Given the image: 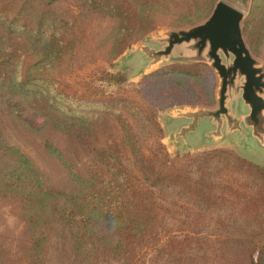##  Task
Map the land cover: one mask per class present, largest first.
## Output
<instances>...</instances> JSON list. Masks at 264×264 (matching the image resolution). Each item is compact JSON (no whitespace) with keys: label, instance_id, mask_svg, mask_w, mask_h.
<instances>
[{"label":"rangeland","instance_id":"rangeland-1","mask_svg":"<svg viewBox=\"0 0 264 264\" xmlns=\"http://www.w3.org/2000/svg\"><path fill=\"white\" fill-rule=\"evenodd\" d=\"M220 1L244 13L246 45L264 70V0H127L129 12L144 18L133 24L119 44L118 17L86 0H58L51 5L47 0H0V9H13L12 19L18 17L23 22V16H29L34 26L43 19L44 31L60 35L67 49L59 65L47 70L41 68L43 60L36 46L25 41V58L21 65L17 63L18 71L9 74L13 78L20 74L24 81H48L80 94H84L83 85L99 81L104 71L123 74L124 84L114 91L116 103L106 107L114 113L98 110L95 114L102 115L101 120L94 121L104 124V117L109 116L107 121L118 126L121 135L120 123L130 125L148 159L159 163L162 155L168 154L171 162L183 166L190 161L185 157L188 154L197 157L221 150L264 168V150L253 140L246 146L237 139L202 145L195 136L188 140V148L172 141L171 135L182 124L172 119L175 112L216 104V91H210L196 67L202 65L168 64L144 73L146 61L141 55L126 59L139 46L156 47L151 38L205 23ZM190 70L192 74H186ZM11 81L0 79V264H121L110 249L94 257L92 250L79 248L59 218L61 209L76 210L78 194L99 183L92 172L102 168L100 159L93 168L94 158L85 141L79 142L66 126L32 110L17 94L19 83ZM96 140L91 139L93 146ZM127 147L126 157L142 181L131 147ZM227 175L231 185L245 194L258 187L255 177L243 172ZM44 190L59 195L44 199ZM152 190L157 220L152 238L147 235L135 241V264H252L248 249L225 240L226 230L221 228L217 213L172 190ZM256 233L264 240V230Z\"/></svg>","mask_w":264,"mask_h":264},{"label":"trees","instance_id":"trees-1","mask_svg":"<svg viewBox=\"0 0 264 264\" xmlns=\"http://www.w3.org/2000/svg\"><path fill=\"white\" fill-rule=\"evenodd\" d=\"M57 1L47 0L46 3L51 5ZM86 1L98 10L108 12L109 9L113 16L118 17L121 23L118 44L123 43L133 24L144 18L139 13L129 12L127 0ZM12 17L13 9H0L1 81L19 83L17 94L32 110L66 126L79 142L85 141L89 155L94 158V164L91 163L93 168L97 167V158L102 163L100 171L92 172L94 178L100 179L99 183L90 184L83 194L76 195L79 202L76 210L64 208L59 212L60 220L74 235L79 248L92 250L94 257L110 249L121 264H135V241L147 235L152 238L153 224L157 220L158 205L152 188H166L197 206L217 213L221 228L226 230L225 240L248 249L253 258L252 264H264V240H259L256 233L264 230L263 167L221 150L197 157L188 154L185 157L190 161L183 166L171 162L168 154H163L159 163L153 162L142 153L141 144L130 125L120 123L123 136L118 126L107 121L109 116L104 117V124L98 125L94 121L97 118L101 120L102 115L95 114L98 110L107 115L114 113L106 107L116 103L118 98L114 91L124 84L123 74L104 71L99 81L83 85L84 94L78 90L61 89L48 81H24L20 74L16 78L9 74L10 71H18L17 63L21 65L25 58L26 51L22 52L25 41L36 46L43 60L41 68L47 70L57 67L67 51L60 35L53 36L52 32L44 31L43 19L34 26L30 24L29 16H23V22L18 17ZM145 23L146 20L140 24L141 28ZM196 67L201 71L200 78L208 82L213 93L216 90L213 73L205 66ZM185 72L192 74L191 70ZM8 76L12 77L11 80ZM95 138L97 142H104H95L96 146H93L91 139ZM127 145L134 154L142 181L134 175L130 158L126 157ZM232 171L255 177L258 187L245 194L231 185L233 182L228 179L227 173ZM57 194L44 190L43 198H53Z\"/></svg>","mask_w":264,"mask_h":264},{"label":"water","instance_id":"water-1","mask_svg":"<svg viewBox=\"0 0 264 264\" xmlns=\"http://www.w3.org/2000/svg\"><path fill=\"white\" fill-rule=\"evenodd\" d=\"M244 19L242 11L220 1L205 23L151 38L156 47L139 46L127 56L141 55L144 73L170 63L205 65L214 72L216 107L175 112L172 119L183 122L171 136L176 145L182 139L186 147L196 135L203 143L237 137L244 146L253 140L264 150V70L246 45Z\"/></svg>","mask_w":264,"mask_h":264},{"label":"crops","instance_id":"crops-1","mask_svg":"<svg viewBox=\"0 0 264 264\" xmlns=\"http://www.w3.org/2000/svg\"><path fill=\"white\" fill-rule=\"evenodd\" d=\"M170 64H176V63H170ZM165 65H168V64H165ZM202 66H205V65H202ZM206 68H208V69H210L209 67H207V66H205ZM154 71V70H153ZM210 71H212L211 69H210ZM212 73H213V75H214V77H215V79H216V90H217V78H216V76H215V74H214V72L212 71ZM215 90V91H216ZM215 103H216V92H215ZM216 107V104H215V106L213 107V108H215ZM178 122H180V123H182L183 124V122L182 121H178ZM181 124V125H182ZM180 125V126H181ZM180 128V127H179ZM179 128H178V130H179ZM178 130H177V132H178ZM176 132V133H177ZM175 134V133H174ZM173 135V134H172ZM171 135V136H172ZM197 136V138L200 140V142H201V144L202 145H206V144H212V143H203L202 141H201V139H200V136L199 135H196ZM192 137H195V136H192ZM191 137H188L187 138V148H188V146L190 147V144L188 143V140L190 139ZM232 139H237L238 141H239V143L241 142V140L239 139V138H237V137H233V138H230V139H228L227 141H225V142H228V141H230V140H232ZM247 141H250V140H246V142ZM180 143H183V145H184V142H183V140L182 139H180V141H179ZM255 142V141H254ZM242 145V144H241ZM185 146V145H184ZM244 146V145H243ZM191 149V148H190Z\"/></svg>","mask_w":264,"mask_h":264}]
</instances>
